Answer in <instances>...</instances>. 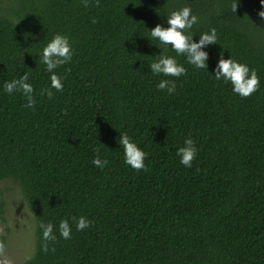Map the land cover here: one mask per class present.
<instances>
[{"label": "trees", "instance_id": "trees-1", "mask_svg": "<svg viewBox=\"0 0 264 264\" xmlns=\"http://www.w3.org/2000/svg\"><path fill=\"white\" fill-rule=\"evenodd\" d=\"M185 4L198 16L191 31L215 27L218 39L208 69L178 57L186 72L167 77L169 94L148 70L162 46L147 36ZM262 10L260 0H0V85L27 71L35 99L26 108L21 92L0 88V180L21 186L36 221L23 264H264ZM57 32L73 55L49 98L39 51ZM218 54L254 68L256 91L240 97L215 80ZM120 132L148 153L144 169L124 163ZM186 136L198 148L191 167L176 155ZM81 215L91 225L70 221L61 237L59 220ZM39 221L53 223L54 241Z\"/></svg>", "mask_w": 264, "mask_h": 264}, {"label": "clouds", "instance_id": "clouds-1", "mask_svg": "<svg viewBox=\"0 0 264 264\" xmlns=\"http://www.w3.org/2000/svg\"><path fill=\"white\" fill-rule=\"evenodd\" d=\"M260 2L264 4V0H260ZM83 3L86 5L87 0H83ZM236 5L237 3L233 4L234 10L236 9ZM259 15L264 17V10L260 11ZM164 18L167 22L166 26L163 22H159L150 29L148 28L150 34L147 37L150 39V42L152 39H155L162 48H159L160 51L157 58L147 63V67L153 75L165 77L158 80L156 88L170 94L176 89V81L167 77H179L186 72L184 63L179 62L178 57L183 55L187 64L195 69H208L209 52L207 48L209 44L217 42L218 37L215 27H210L198 34L191 31L193 25L198 21V16L187 4L171 10ZM194 34L197 35L196 39H193ZM169 47L174 51L175 55L166 54V50ZM72 55L73 49L69 37L61 32L54 33L42 46L39 51V59L44 66V71L49 74V85L40 89L41 94L51 98L53 96V89L56 91L62 89L63 76L54 70L58 66L68 62ZM211 73L215 80L229 83L232 92L240 97L249 96L259 86V77L256 74V70L250 68L247 63L238 61L230 55L225 58L222 54H218ZM0 88L9 94L14 91L21 92L26 101L24 104L26 108H32L35 103L34 88L27 71H23L18 77L5 80L0 85ZM118 144L123 148L125 164L136 170L145 168V157L148 153L135 140L127 133L120 132ZM197 151L198 148L194 139L191 136H186L183 139V143L176 148L179 163L185 167H191ZM91 163L98 168H103L107 165L108 160L106 157L94 155ZM70 221L74 222V227L77 231L88 228L92 223V220L83 215L78 217L69 216L66 219L61 218L56 225V230L65 239L70 238L72 234L73 223H70ZM38 226L43 240L54 241L56 239L51 221L47 223L39 221Z\"/></svg>", "mask_w": 264, "mask_h": 264}, {"label": "rangeland", "instance_id": "rangeland-1", "mask_svg": "<svg viewBox=\"0 0 264 264\" xmlns=\"http://www.w3.org/2000/svg\"><path fill=\"white\" fill-rule=\"evenodd\" d=\"M0 264H23L35 251L36 221L21 186L12 178L0 180Z\"/></svg>", "mask_w": 264, "mask_h": 264}]
</instances>
